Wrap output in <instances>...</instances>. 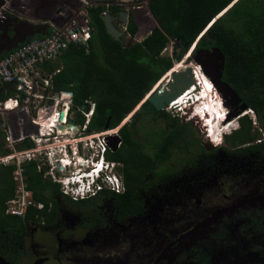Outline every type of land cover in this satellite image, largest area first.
<instances>
[{
  "label": "rangeland",
  "instance_id": "374dc122",
  "mask_svg": "<svg viewBox=\"0 0 264 264\" xmlns=\"http://www.w3.org/2000/svg\"><path fill=\"white\" fill-rule=\"evenodd\" d=\"M147 1L4 0L0 7V55L26 43L30 35H25V32H29V26H45L49 30L47 33H50L53 27H71L73 21L81 26L85 20L86 9L91 6H102L105 10L104 13H111L110 10L113 7L125 11L127 14L125 24L122 25L118 20V14H114L115 22L123 28V33L127 35L131 45L141 42L156 27L148 10ZM224 12L214 20L222 16ZM129 21H133L136 25L134 35L128 34ZM30 37L29 40L36 38L33 35ZM173 44L174 41L168 42L161 53L164 57L172 58L171 69L174 70L179 63H183L182 67L189 65L182 60L179 63L175 62L177 56L172 54ZM167 73L157 82L160 83L159 87L168 80ZM173 106L167 107L164 111L171 118L181 120L189 130V133L184 135L183 141L179 140V143L183 146L184 142H189L192 138H196L198 142L189 145L187 153L184 148H175L170 159L146 178L144 189L140 191L145 201V210L133 221L124 223V229L131 225L129 231L124 230L121 233L117 228L111 230L112 227L110 229L104 227L102 230L98 228V232L94 235L93 232L96 230L87 231L81 228V224H90L96 221L95 213L108 219V223L113 221L115 212L110 203L103 197L96 198L98 196H94L91 199V203H95L96 209H94L89 206L91 203L82 205L79 201H73L60 192L56 198L59 219L54 226L45 227L40 223L33 222L26 224V252L20 261L21 264H149L154 253L160 252L169 241L217 209L227 207L248 197L264 194V159L257 158L256 155L235 154L232 146L224 142L225 136L222 133L232 135L239 128L237 117L226 122L224 126L221 124L217 126L220 129V136L215 139H218L217 142L221 144L213 147L204 137L203 123L192 116L193 113H196L197 106L195 108L191 104L184 109L179 106L180 111L174 109ZM70 108L73 107H68L67 116L72 114L77 131L74 132L75 134L63 137L65 139H75L83 134L82 130L85 129L84 124L87 123L89 113L88 109L84 111L81 108L76 110H70ZM9 114L12 115L11 112ZM132 114H129L123 122L129 121ZM0 115L5 114L0 112ZM79 115H85L83 124L77 123ZM244 115L251 119L252 126L258 134L253 144L264 142V133L258 129L259 124L255 113L250 110L248 114H241L240 117ZM168 121L170 120L166 121L162 118H156L153 121L147 117L140 124L141 126L139 125L140 131L137 139L147 146V140L154 133L158 134L165 130ZM227 124H229V128L226 130ZM1 126L2 123H0V153L9 151L8 142L6 143L4 139L8 136L9 126L7 124L4 128ZM11 130L14 132L15 126L11 125ZM54 136L52 135L50 138ZM26 140L30 139L26 137L16 144L13 143L11 147L13 146L14 150L11 153L16 151V146ZM50 142L52 143V139ZM145 150L151 154L148 146ZM52 152L51 149L35 154L34 160L37 161L38 171L42 172L44 179L55 182L54 177L76 174L75 178L81 181L85 190H91L95 186L94 184L87 185L83 176H79L86 173L88 170L86 167L95 162L90 159V154L86 153L87 151L80 145L78 155L88 156L86 163L80 168L70 166L53 170V167L48 165L47 157L44 156V154ZM65 152L70 155V159L73 161L72 158L75 156L71 157L72 152L68 147ZM0 157H2L1 154ZM55 158L58 159V157ZM37 159L40 161L38 162ZM27 162L22 164V171L23 165ZM49 162L51 163L50 160ZM1 164L3 163L0 162ZM14 165L16 167V164ZM0 170L2 171V168ZM109 170L111 172L106 177L113 175L118 179L121 177L119 170H112L110 167ZM151 181L153 184H149ZM14 187L16 189L15 183ZM17 191L20 196L27 195L23 188L19 187ZM30 194L32 195L31 191ZM27 198L29 196L24 199V203ZM251 219H261L260 227H254L256 230L250 226ZM109 225H113V223L110 222ZM151 228H155V230H151ZM113 234L115 237L112 238ZM100 238L103 243L98 242ZM70 242L75 244L76 249L64 248V243ZM42 243L48 247L41 248ZM197 253L201 260L193 261L192 258ZM0 264H7L1 256ZM162 264H264V200L227 212L220 218L198 228L180 241Z\"/></svg>",
  "mask_w": 264,
  "mask_h": 264
},
{
  "label": "trees",
  "instance_id": "16d2710c",
  "mask_svg": "<svg viewBox=\"0 0 264 264\" xmlns=\"http://www.w3.org/2000/svg\"><path fill=\"white\" fill-rule=\"evenodd\" d=\"M147 7L156 27L130 48L123 47L107 34L101 18L105 12L102 6L88 7L86 14L92 31L87 46L70 44L60 56V71L52 77L54 91L72 93L73 110L88 106L89 102L94 104L86 129L89 134L102 132L108 119L109 129L116 128L133 113L119 129L120 147L115 152L108 151L105 156L108 161L121 164L119 171L124 190L114 193L103 189L96 194L117 210L119 220L141 215L144 199L140 191L144 189L146 178L170 159L175 148H184L187 153L188 146L198 142L192 138L182 146L179 140L183 141L184 135L189 133L187 125L171 118L164 110L156 111L145 101L155 84L172 68V58L161 55L168 42L183 39L189 46L195 43L192 52L218 47L225 57L222 80L255 113L258 129L264 133V0H148ZM110 11L114 15L121 10L113 7ZM223 11L222 16L214 20ZM127 30L128 34H135L133 21L128 22ZM20 46L1 53L0 57ZM48 71L53 70L50 67ZM3 98L0 96V101ZM147 117L153 121L156 118L170 120L165 130L154 133L147 140L151 154L137 139L140 124ZM83 122L84 117L79 115L78 123ZM238 122L239 128L232 135H226L224 142L232 146L235 154L264 159V142L253 144L258 134L251 119L247 115L239 116ZM33 148L32 141L26 140L15 150ZM10 153L9 150L0 154ZM0 168V254L7 263L18 264L24 253L26 224L31 221L54 224L58 216L56 196L60 194V186L43 178L36 160L27 162L23 165L26 188L32 192L33 201L40 203L42 208L29 205L23 216L11 215L6 213V203L15 195L12 178L15 165L1 164ZM91 199H82L79 203L89 204ZM94 204L89 206L96 209ZM260 224L261 219H251L253 228ZM200 260L198 254L193 259Z\"/></svg>",
  "mask_w": 264,
  "mask_h": 264
},
{
  "label": "built area",
  "instance_id": "2783aa9c",
  "mask_svg": "<svg viewBox=\"0 0 264 264\" xmlns=\"http://www.w3.org/2000/svg\"><path fill=\"white\" fill-rule=\"evenodd\" d=\"M72 25L73 26L68 28L53 27L49 34L28 40L13 52L4 57H0V85H8L13 88V95L0 101V112L4 114L9 112L12 113V121L8 124V136L5 140L9 144H12L15 141L20 142L28 137L33 141L34 146L38 143L41 148V151L39 152H35L36 149L33 148L31 150L14 152L10 155L0 157L1 163H16L18 166V170L13 178L16 185L15 195L6 203V213L11 215L23 216L29 205L35 206L39 209L42 208L41 204L34 203L30 191L26 188L27 186L23 177L22 164L25 161L34 159L36 156L35 154L50 151L51 149H48V147L50 146L49 144H51V139L53 143L57 137L64 140L65 138L63 137L70 135L66 133L59 136V134L56 133L57 130L51 125L54 124L55 118L58 117V114L64 108L66 110L65 121L61 122V124H70L68 119L72 118V114L67 116V111H69L68 107L72 106V97L68 98L64 96V94L68 92L67 90L54 91L53 89L52 77L56 75L59 70H56L49 75L45 73L44 69L48 63L60 59L61 54L70 44L82 47L87 46L92 31L88 16L85 14V20L81 26H78L75 21H73ZM62 99L66 100L62 101ZM90 108L92 109L90 110ZM70 110H72V108H70ZM88 110V119L87 123L84 124L85 129L82 130L83 134L75 139H70V141H73L74 146H77V153L80 145L82 149L87 151L86 153L90 154V159L95 162H103L105 166H109L112 170H119V163L108 161L105 158L107 152L110 151L105 138L107 136H117L120 140L119 129L121 125L107 131L87 134L85 133L87 129L86 126H88L93 114L94 104L89 102ZM46 121L49 122L50 127L44 129V122ZM11 125L15 126L14 132L11 130ZM52 135L55 136L50 138ZM66 141L67 139L60 143L63 146H68L71 150V145H64L66 144ZM120 145L121 140L117 144V147L119 148ZM66 149L67 147L64 151ZM50 154H44V156L47 157V161H49ZM71 157H73L72 154ZM78 157H83L82 159L84 161H86V157L88 158L87 155H78ZM70 163H68L67 166L64 165V168L70 167ZM74 163L75 162H73V164ZM52 167L54 168L53 165ZM79 176H87V174L83 173ZM75 177L76 174L62 177L59 176L57 178L54 177L55 182L60 185L61 194L73 201L94 197L103 189L110 190L114 193H122L124 190L122 178L119 177L118 179V177L114 175L105 176L103 181L97 183L96 188L91 190H85L84 185L80 183L81 181ZM111 177H113V180H111ZM88 184L89 182L87 180V185ZM19 187L23 188V191H25L27 195L20 196L17 191ZM28 196L29 198H27L24 203V199ZM21 199L22 203L20 204Z\"/></svg>",
  "mask_w": 264,
  "mask_h": 264
},
{
  "label": "water",
  "instance_id": "95a60500",
  "mask_svg": "<svg viewBox=\"0 0 264 264\" xmlns=\"http://www.w3.org/2000/svg\"><path fill=\"white\" fill-rule=\"evenodd\" d=\"M3 2L4 0H0V7L3 5ZM101 18L107 34L110 35L115 41H119L123 47L130 48L131 44L129 43V39L127 35L123 33V28L120 27V25H117V23L115 22V16L111 13H103ZM118 20L122 23V25L125 24L127 20V14L125 11H120L118 13ZM190 47L191 46H189L188 43L183 39H177L174 41L172 54L174 56L175 51L178 54L177 59H175L176 63H179L181 60H183V58H185L188 51H190L189 49H191ZM189 59H191V61L188 62V64H193L200 68L203 75L207 77L212 87L221 99L222 106L227 109L224 123L229 122L232 118L239 117L241 114H244L247 111L249 112L251 110L245 105V103H242L235 90L232 89L228 83L222 80L225 57L218 47H210L209 49H197L191 53V57ZM194 84L195 80L193 70L187 65L183 69L172 71L170 73L169 80L163 83L161 87H154L153 90L145 97V101H148L156 111H163L170 104L176 102ZM64 96L70 98L72 97V93L68 91L64 94ZM80 108L84 111H87V106L85 105L81 106ZM62 115L63 113L61 112L60 118L62 117ZM68 122L71 125H75V120L72 118L68 119ZM107 130H109V119L107 120L103 131ZM105 139L110 151L115 152L118 148L117 144L120 142L118 137L107 136ZM39 161L40 159H38V162ZM263 200L264 195L251 197L230 205L227 208L219 209L207 219L199 222L191 231L182 235L178 240H181L187 235L194 233L198 228L208 224L215 218H219L220 216H222V214ZM172 244L167 247L165 252L170 248Z\"/></svg>",
  "mask_w": 264,
  "mask_h": 264
},
{
  "label": "bare ground",
  "instance_id": "6f19581e",
  "mask_svg": "<svg viewBox=\"0 0 264 264\" xmlns=\"http://www.w3.org/2000/svg\"><path fill=\"white\" fill-rule=\"evenodd\" d=\"M182 61H185V64L187 63V59H184ZM182 66H183V63H179L178 65H176L175 69L171 70V71H175L176 69H177L176 71H178L180 67H181L180 69H183L185 67V66L184 67H182ZM188 66L191 67L193 70L195 84L188 91H186L185 94H183L176 102L170 104L171 106L170 105L169 106L172 107L173 105L178 104V105L182 106V109H184V107L186 108V107L191 106V104H192V106L193 105L197 106L198 113L201 115V117L204 119V121H207L209 124V128L211 130H209L208 132L211 134V136L213 134V139L215 141L216 140L218 141V139H215L216 137L220 136L219 135L220 129H218L219 127H217V126L220 125L221 121H224V119H225L224 118L225 112L222 109L223 106L221 104V100H220L218 94L216 93V91L214 90V88L212 87V85L210 84L207 77H205V75H203V73L201 72L200 68L198 66L193 65V64H189ZM171 71L169 73H167L166 77H168V75L171 73ZM159 85H160V83H157V85L155 87H159ZM65 100L66 99H62V101H65ZM188 103H191V104H188ZM61 112L63 113V115L60 118ZM65 115H66V110L64 108L60 111V113L58 114V117L55 118L54 124L51 125L52 127H54L55 130H57L56 133H58L59 136L61 134H66V133L74 134V132L77 131V129H75V126H73V125H70V124L69 125H67V124L62 125L61 124V122L65 121ZM52 123H53V120H52ZM46 127H50V124L48 121L44 122V129ZM228 128H229V124L226 126L225 129L227 130ZM111 133H114V132H111ZM58 138L59 137H57V139L54 140L55 143H53V145L50 144L48 149H52L53 152L59 153V154L62 152L64 154L65 158L64 159L60 158L59 160L64 161V164L67 166V164L70 163L69 162L70 155L66 154L64 149L68 146H63L60 143L62 141H58ZM68 144L71 145L72 154H74L77 146H74V142L70 141V139L69 140L67 139L66 144H64V145H68ZM39 145H38V143L35 145V149H36L35 152L41 151L40 150L41 148L39 147ZM55 153H54V155H55ZM75 161H76L78 167H81L86 163L82 158H77V157L75 158ZM54 163L51 162V164H53V165H54Z\"/></svg>",
  "mask_w": 264,
  "mask_h": 264
},
{
  "label": "flooded vegetation",
  "instance_id": "af4514ba",
  "mask_svg": "<svg viewBox=\"0 0 264 264\" xmlns=\"http://www.w3.org/2000/svg\"><path fill=\"white\" fill-rule=\"evenodd\" d=\"M190 53V54H189ZM174 56H178V54H177V52L175 51V55ZM186 58L185 59H187V63L188 62H190L191 61V59H189L190 57H191V52L190 51H188V53H187V55L185 56ZM189 57V58H188ZM170 70H172V69H170ZM169 72V71H168ZM172 72V71H171ZM169 77H170V75H168V80H169ZM171 106V105H170ZM195 105H193V107H194ZM222 109L224 110V112H225V109H224V107H222ZM197 110V109H196ZM192 111L193 112H195L194 111V109H192ZM226 113V112H225ZM249 112L247 111L246 112V114H248ZM195 114V115H194ZM192 116H194V118H196L197 120H199L200 122H207V121H204V119L201 117V115L198 113V110L196 111V113H193L192 114ZM198 117H200L202 120H200ZM77 123H78V120H77ZM208 123V122H207ZM221 125H225V123H224V121H221V123H220ZM228 125V124H227ZM203 128H204V131H206V129H208V131L209 130H211L210 128H209V124L207 125V124H203ZM207 132V131H206ZM76 133V132H75ZM74 133V134H75ZM210 134V133H209ZM207 135H204V137H206ZM218 138V137H217ZM208 140V143L209 144H211V146H213V147H217V146H219L221 143H218L217 142V140L215 141L214 139H213V134H212V136H211V140L210 139H207ZM58 141H63V140H61V138H58ZM53 143H55V141H53ZM53 143H51L52 145H53ZM50 145V144H49ZM57 152V151H56ZM54 153L55 152H52V154H50V157H49V159L48 160H50L51 162H55L54 163V165L53 164H51L49 161H48V165H50L51 167H52V165L54 166V170H58V168H60V169H63L64 168V161H60L59 159L60 158H65L64 157V154L61 152L60 154L59 153H55V155H54ZM73 156H75V158L77 157V158H81V157H78V153L75 151V153L74 154H72ZM55 157H58V159H56L55 160ZM75 158L73 157L72 158V160L73 161H71V159H69V161L71 162L70 163V166H73L74 168L77 166V168H79L78 167V165H77V163H76V161H75ZM32 160H34V159H32ZM38 160V159H37ZM31 161V160H30ZM29 162V161H28ZM72 162H75L74 164L72 163ZM120 166H119V168L121 167V164H119ZM63 168H62V167ZM90 165H88V167H89ZM82 167V166H81ZM88 167H86V169L88 168ZM40 174L43 176V174H42V172L40 171ZM50 176V175H49ZM23 177H24V179H25V176L23 175ZM44 178V177H43ZM49 180V179H48ZM57 183V182H56ZM27 184V183H26ZM58 184V183H57ZM60 186V185H59ZM60 188V187H59ZM61 192V191H60ZM47 194H49V192H47ZM262 195H264V194H262ZM258 196H261V195H258ZM258 196H254V197H258ZM58 197V195L56 196V198ZM143 197V196H142ZM97 198V197H96ZM248 198H251V197H248ZM248 198H246V199H248ZM144 199V198H143ZM243 200H245V199H243ZM243 200H240V201H243ZM239 201V202H240ZM57 202V201H56ZM35 203V202H34ZM109 203V202H108ZM238 203V202H237ZM40 204V203H39ZM144 204H145V201H144ZM233 204H235V203H232V204H230V205H233ZM111 205V204H110ZM230 205H228L227 207H229ZM145 206V205H144ZM112 207V206H111ZM227 207H222V208H227ZM222 208H219V209H222ZM112 209L114 210V220L113 221H110V222H112L113 223V225H109V223H108V219H106V218H104V217H102V215L101 214H97V213H95L94 214V216H95V220L96 221H94L93 223H90V224H88V223H86V224H81L80 225V227L81 228H83V229H86L87 231L89 230V231H94V230H96V231H94L93 233H94V235H95V233L96 232H98L97 231V229L98 228H101V230L104 228V227H108L109 229H110V227H112L111 228V230H113V228H117V229H119L120 231H121V233L122 232H124V230H126V231H129V227L131 226V225H129V227H127L126 229H124L123 228V225H124V223L125 222H129V221H133V219H135V218H137V217H139V216H141V215H139V216H137V217H135V218H133V219H125V220H119L118 219V214H117V210L114 208V207H112ZM219 209H217V210H219ZM144 210H145V207H144ZM144 210H143V213H144ZM216 210V211H217ZM58 213H59V211H58ZM142 213V214H143ZM215 213V212H214ZM213 214V213H212ZM212 214H210L209 216H207V217H205L204 219H202V220H200V221H198V222H196L190 229H188V230H186L185 232H183V233H181V234H179L176 238H174V239H172L171 241H169L161 250H160V252H158L157 254H155L154 253V255H153V257H152V260H150V263L149 264H162L166 259H167V255L172 251V249L180 242V241H182L183 239H185L186 237H184V238H182L181 240H178L182 235H184V234H186V233H188L189 231H191L199 222H201V221H203V220H205V219H207L208 217H210ZM226 214V213H225ZM224 214H222V216H223ZM59 216H57V218H56V220H55V222H54V224H51V225H46V224H44L43 222H33V223H40V225H43V226H45V227H52V226H54L56 223H57V221H58V218ZM221 217V216H220ZM219 217V218H220ZM215 219H218V218H215ZM215 219H213V220H215ZM100 220V221H99ZM32 222V221H31ZM211 222V221H210ZM209 222V223H210ZM208 223V224H209ZM152 229H154L155 230V228H151V230ZM93 235V236H94ZM25 236H26V230H25ZM97 236H98V238H99V235H98V233H97ZM113 237H115V235L113 234L112 235V238ZM26 237H24V245H23V249H24V253H23V255H22V257L20 258V260H19V262H18V264H21V259L23 258V256H24V254H25V252H26V248H25V239ZM95 239H96V237H94ZM98 242L99 243H103V241L101 240V238H100V240H98ZM61 243V242H60ZM173 243V244H172ZM170 244H172L171 246H170V248L165 252V250L167 249V247L170 245ZM46 248V247H48L46 244H44V243H42L41 244V248ZM64 248L65 249H71V250H73V249H76L75 248V244L74 243H68V244H66V243H64ZM165 252V253H164ZM198 254V253H197ZM197 254H195L194 255V257L192 258V260L193 259H195V257H196V255ZM0 256L3 258V256L0 254ZM3 260L5 261V259L3 258ZM6 263H7V261H5ZM7 264H9V263H7Z\"/></svg>",
  "mask_w": 264,
  "mask_h": 264
},
{
  "label": "crops",
  "instance_id": "0c3cea01",
  "mask_svg": "<svg viewBox=\"0 0 264 264\" xmlns=\"http://www.w3.org/2000/svg\"><path fill=\"white\" fill-rule=\"evenodd\" d=\"M46 28L47 27H45V26L43 27V26H40V25L39 26H36V25L29 26V32H25V35H30V36L33 35V37L34 36L37 37L39 35L40 36L47 35V32L49 30L46 29ZM30 36H28L27 40L31 38ZM50 67L53 70L51 72L48 71ZM60 68H61V62H60V59H57V60H55V61H53L51 63H48L45 66L44 71H45L46 74H49L50 75V73H54L56 70H59L60 71ZM12 95H13V88L11 86H8V85H0V96L4 97L3 100L6 99V98H8V97H11ZM3 100H1V101H3ZM10 121H12V115H10L9 113H5V115H0V123H2V126H1L2 128H4V126H6V124L8 125L10 123ZM4 139H5V137H4ZM5 142H6V140H5ZM14 143L16 144L17 141H15ZM32 143H33V141H32ZM12 144L7 143L8 149L10 151L14 150L13 149V146L11 147ZM34 148H35V146H34ZM29 150H31V149H29ZM23 151H25V150H23ZM14 152H20V151H14ZM13 164H16V163H13ZM15 168H17L16 169V171H17L18 170L17 164H16V167ZM16 171L12 172V178H14V175L16 174Z\"/></svg>",
  "mask_w": 264,
  "mask_h": 264
},
{
  "label": "clouds",
  "instance_id": "9594fccd",
  "mask_svg": "<svg viewBox=\"0 0 264 264\" xmlns=\"http://www.w3.org/2000/svg\"><path fill=\"white\" fill-rule=\"evenodd\" d=\"M210 26V25H209ZM195 47V43H193V46L190 49V52L192 53L193 49ZM170 71V70H169ZM211 84V83H210ZM203 86V85H202ZM204 87V86H203ZM153 90V89H152ZM221 100V99H220ZM175 106V107H174ZM173 106L174 109L180 111L181 109L179 108L180 105L175 104ZM185 108V107H184ZM88 109V106H87ZM226 112V111H225ZM226 114V113H225ZM200 120H202L200 117H198ZM225 118V117H224ZM238 120V117H237ZM203 124H207V122H202ZM124 124V122H122V125ZM121 125V126H122ZM208 125V124H207ZM207 131V132H206ZM206 131H204V135H207L205 138L206 139H210L211 140V134H209L208 129H206ZM89 134V133H87ZM92 134V133H91ZM222 135L226 136V133H222ZM217 138V137H216ZM223 138V137H222ZM221 138V139H222ZM212 141V140H211ZM220 143V142H218ZM94 161V160H92ZM111 172V170H109V166H105V164L103 162L100 161H96V162H92L90 164V166L88 167V170L86 173L87 176H83L82 178L85 179L86 181L88 180L89 184H94L95 186L92 187V189H95L97 186V183H99L100 181H103L104 177L109 174ZM89 198V197H88ZM86 199V198H85Z\"/></svg>",
  "mask_w": 264,
  "mask_h": 264
}]
</instances>
